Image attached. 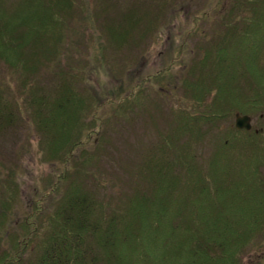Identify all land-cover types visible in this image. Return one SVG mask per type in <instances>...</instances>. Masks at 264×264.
Instances as JSON below:
<instances>
[{
  "label": "trees",
  "instance_id": "obj_1",
  "mask_svg": "<svg viewBox=\"0 0 264 264\" xmlns=\"http://www.w3.org/2000/svg\"><path fill=\"white\" fill-rule=\"evenodd\" d=\"M241 3L253 16L244 19L242 29L226 23V26L234 25L230 27L237 36L232 41L238 52L235 53L234 48L230 59L227 40L222 38V41H215L216 45L208 43L207 55H202L187 68L188 74L181 81L186 92L185 102L189 98L193 100L191 108L173 109L170 131L160 135L158 154H149L144 174L148 189L142 187L141 192L137 189L123 207L111 209L105 201L99 214H92L97 197L88 185L84 187L87 177L93 174L88 169L92 158L85 153L86 148H81V136L87 134L83 132L87 111L110 100L96 102L90 92L75 89L69 79H64L53 95L42 93L33 99L38 104L36 114L40 117L36 124L48 135L41 142L42 147L50 157L60 159L63 166L55 180L35 187L21 225L17 222L21 228L17 233L9 234L11 224L6 223V219L11 210L6 201L1 202L0 264H91L89 251L98 250L103 253L98 264H241L243 251L257 241L256 233L261 231L264 219L261 171L264 147L253 136L241 137L247 155L225 158L223 162L224 154L231 149L228 139L227 147L224 142L216 145L212 157L204 164L196 158L197 153L191 150L189 140L193 135L203 134V122L213 123L214 117L223 116L218 112L221 107L240 103L236 82L240 75L249 74L253 88L257 86L256 94L262 98L261 101L246 98L236 112L239 109L243 110L239 113L248 111L244 103L252 110L264 106V68L260 70L258 66V53L264 38V0ZM77 6L78 0H0V62L22 78L25 92L28 82H24L35 75L41 58L60 61L67 55L69 59L65 42L68 23ZM81 9L83 11V5ZM85 16L92 22L90 10ZM123 21V18L117 20V28ZM137 23V19L133 21L134 25ZM135 29L136 26L130 25L113 33L107 28L113 39L132 35ZM194 33L195 30H188L187 34ZM183 43L180 49L171 47L170 60L154 76H166L180 63L186 70L187 64L180 55L186 50ZM99 46L95 60L114 75L110 67L112 62L105 56V45ZM212 55L215 58L211 59ZM230 60V64L241 65V69L233 66L230 70L227 62ZM209 65H212L210 70H199ZM75 70L83 79L86 66L81 63ZM123 89L121 82L115 89L120 109H144L142 93L135 94L134 90L130 97H123ZM2 90L0 84V127H15L20 110L16 113L11 109L10 102L1 95ZM41 109H46L48 114L41 113ZM239 130H230L234 140ZM221 136L218 134L217 140ZM178 144L182 145L178 147ZM103 178L94 175L92 180L103 185L106 182ZM63 183L68 188L61 191L58 187ZM56 192H61V196H55ZM28 245L39 250L35 258L26 259Z\"/></svg>",
  "mask_w": 264,
  "mask_h": 264
},
{
  "label": "rangeland",
  "instance_id": "obj_2",
  "mask_svg": "<svg viewBox=\"0 0 264 264\" xmlns=\"http://www.w3.org/2000/svg\"><path fill=\"white\" fill-rule=\"evenodd\" d=\"M244 1L78 0L79 6L74 7L72 12L74 17H71L68 23V38L65 42L69 59L66 58L67 55L60 61L50 57L41 58L35 75H30L29 80L24 82V84L28 82L27 92L24 90L22 78L0 62V84L3 88L1 95L4 100L10 102L12 110L16 113L20 110L15 127H0V208L1 202L6 201L8 210H11L6 219V223L11 224L9 234L21 230L17 222L20 221L21 225V220L31 204L30 199L35 193V187L55 180L63 166L60 159H53L42 147L41 142L48 135L36 124V119L40 117L36 114L38 104L33 102L34 98L42 93L45 96L49 93L53 95L54 90L62 85L61 82L69 79L75 89L82 88L80 91L82 93L90 92L96 102L106 98L110 100L99 108L88 109L87 125L83 129L87 134H80L83 135L81 148H86L85 153H89L92 158V164L88 169L93 174L87 177L88 183L84 187L88 185L97 197L92 214H99L105 201L111 209L114 206L123 207L137 189L140 192L143 188L148 189L144 174L147 173L149 154L154 156L158 154L160 135L170 131L173 109L182 106L186 109L191 108L193 100L189 98V101L185 102L186 92L181 81L188 74L187 68L195 60L197 62L202 55H207L208 43L216 45V42L223 40L222 38L227 40L228 57L231 55L235 48L232 40L237 35L230 26L235 24L242 29L244 19L253 16L241 5ZM7 2L9 1H5ZM81 5L83 11L80 10ZM166 7L171 9L168 10ZM87 9L92 15V22L86 20ZM120 18L125 21L120 22L117 28L116 22ZM136 19L138 23L134 25L133 21ZM226 23L233 24L226 26ZM130 25L136 26L132 35L120 36L118 39H113L107 30L110 28L115 33L119 28L124 30ZM188 30L191 32L195 30V33L189 36ZM184 36L186 37L183 39ZM182 43L186 50L184 53L179 50V53L184 57V64H187L186 70H183L180 63L174 66L170 74L154 76L153 74L170 60L171 47L180 49ZM100 44L105 45V56L112 62L110 67L114 75L95 60ZM260 47L258 66L261 70L264 68V38ZM237 52L235 48V53ZM213 58L214 55L211 56V59ZM211 61L209 62L212 63ZM227 62L231 70L235 63L230 64L232 60ZM81 63L86 66V71L82 73L84 80L80 79L79 73L75 70ZM211 66L200 67L199 70H210ZM234 67L240 70L242 66ZM67 72L69 74L65 76ZM120 82L125 87L121 94L123 97H130L134 90L135 94L142 93L144 109L137 107L120 109L118 96L115 94ZM236 82L239 91L238 102L242 103L246 98L251 99L250 101L262 98L256 94L257 86L253 88L249 74L240 75ZM240 103H235L231 107L224 105V109L221 107L218 111L223 114L221 118L214 117L213 123L203 122L201 124L203 134L200 137L193 135L189 138L191 150L196 151V158L204 164L212 157L217 149L216 145L224 142L226 146L228 139L231 149L224 154L223 162L225 158H240L247 155V150L245 151L241 145L244 137L253 136L260 146L264 147V106L252 110L244 103L248 111L241 113L250 116L251 126L249 129H240L238 134L236 132L237 139L232 138L230 130L236 129V111ZM45 110L41 109L40 112L48 114ZM240 111L243 110L239 109L238 112ZM218 134L222 136L217 140ZM82 149L77 150V155ZM239 158L235 161L237 162ZM261 166L264 176V164ZM94 175L100 179L105 177V184L94 183L92 180ZM59 186L58 189L61 191L68 188L66 183ZM54 194L61 196V192ZM52 201L53 198L49 207ZM256 234L257 241L243 251L241 264H264V219L261 231ZM27 247L26 259L35 258L39 250L34 245ZM102 256L101 250L89 251L88 259L91 264H98L97 262L102 261Z\"/></svg>",
  "mask_w": 264,
  "mask_h": 264
},
{
  "label": "water",
  "instance_id": "obj_3",
  "mask_svg": "<svg viewBox=\"0 0 264 264\" xmlns=\"http://www.w3.org/2000/svg\"><path fill=\"white\" fill-rule=\"evenodd\" d=\"M250 119L251 118L247 114H244V115L237 114L236 119H235V125L238 128L249 129L251 126Z\"/></svg>",
  "mask_w": 264,
  "mask_h": 264
}]
</instances>
